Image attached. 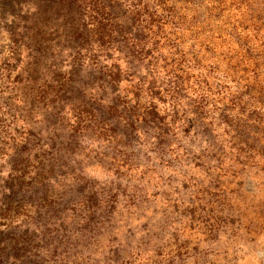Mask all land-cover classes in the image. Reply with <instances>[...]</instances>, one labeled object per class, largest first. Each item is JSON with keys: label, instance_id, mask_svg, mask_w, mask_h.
Masks as SVG:
<instances>
[{"label": "rangeland", "instance_id": "rangeland-1", "mask_svg": "<svg viewBox=\"0 0 264 264\" xmlns=\"http://www.w3.org/2000/svg\"><path fill=\"white\" fill-rule=\"evenodd\" d=\"M129 10L0 0V264H264V0L244 53L175 35L217 60L180 92L130 66Z\"/></svg>", "mask_w": 264, "mask_h": 264}, {"label": "trees", "instance_id": "trees-1", "mask_svg": "<svg viewBox=\"0 0 264 264\" xmlns=\"http://www.w3.org/2000/svg\"><path fill=\"white\" fill-rule=\"evenodd\" d=\"M126 4L128 10L131 9L132 14V30H136L132 36V43L127 49L130 50L131 63L133 66L136 62H140L148 72V76H155L159 69L166 71L170 80L178 83L179 77L186 74L189 64L195 63L194 66L199 68H208L209 73L205 77H211V71L215 70L213 63L205 58H200L199 54L194 52L193 58H189V53L179 49L183 45L182 38L177 35L178 32L197 33L206 30H224L220 34L222 38H230V42L235 40L233 46L236 54L244 53V46L240 43L241 39L236 36L235 30H248L247 12L250 0H121ZM126 10V9H125ZM124 10V12H126ZM125 17V13L122 18ZM123 29V28H121ZM231 31V33L226 32ZM243 40L248 43L249 36L243 35ZM163 47L168 48L167 58L164 56ZM225 48L231 50L229 44ZM233 51V49L231 50ZM132 53V54H131ZM200 58V59H199ZM213 59V58H210ZM244 59V58H243ZM244 60L238 61V65H242ZM208 63H211L208 65ZM205 64V65H204ZM162 65L160 68L159 66ZM245 66V65H244ZM242 70L243 76H246L248 71L247 66ZM170 69V71H169ZM247 69V70H246ZM136 72V71H135ZM253 73L255 71L253 70ZM178 74V75H177ZM190 75L187 73V76ZM189 83L190 77H186ZM199 82V78H197ZM235 82V80H234ZM182 84L178 83V92ZM204 89L209 86V81L200 83ZM169 92V91H168ZM171 93V91H170ZM175 92H173L174 94Z\"/></svg>", "mask_w": 264, "mask_h": 264}]
</instances>
